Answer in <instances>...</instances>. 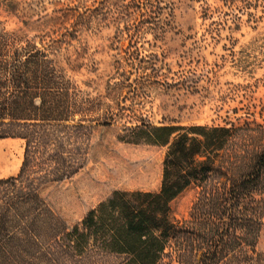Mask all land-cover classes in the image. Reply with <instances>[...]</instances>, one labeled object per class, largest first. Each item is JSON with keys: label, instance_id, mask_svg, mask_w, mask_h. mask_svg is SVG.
Listing matches in <instances>:
<instances>
[{"label": "trees", "instance_id": "1", "mask_svg": "<svg viewBox=\"0 0 264 264\" xmlns=\"http://www.w3.org/2000/svg\"><path fill=\"white\" fill-rule=\"evenodd\" d=\"M159 2H57L51 13L22 20L36 39L0 26V138L25 140L18 173L0 177V264H264L256 249L264 224V123L155 125L141 118L124 124L119 138L165 148L158 190L114 189L70 227L40 193L84 166L91 131L117 115L107 105L102 118L85 117L94 99L73 85L54 51L94 24L124 33L150 21L157 30L146 18H156ZM189 186L196 196L177 218L171 201Z\"/></svg>", "mask_w": 264, "mask_h": 264}, {"label": "rangeland", "instance_id": "2", "mask_svg": "<svg viewBox=\"0 0 264 264\" xmlns=\"http://www.w3.org/2000/svg\"><path fill=\"white\" fill-rule=\"evenodd\" d=\"M68 1L0 0V26L35 38L22 20ZM159 3L156 18H146L157 30L150 21H136L124 33L94 24L53 53L73 85L94 99L86 118H102L107 105L117 114L112 123L93 128L77 173L40 188L68 227L114 189H159L165 148L121 140L124 124L141 118L155 125L264 123V0ZM24 145L19 137L0 138V177L18 173ZM196 191L189 186L171 201L177 218L187 215ZM256 249L264 251V224Z\"/></svg>", "mask_w": 264, "mask_h": 264}]
</instances>
